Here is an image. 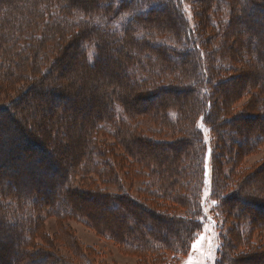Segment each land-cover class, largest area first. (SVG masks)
I'll return each instance as SVG.
<instances>
[{"label":"trees","instance_id":"1","mask_svg":"<svg viewBox=\"0 0 264 264\" xmlns=\"http://www.w3.org/2000/svg\"><path fill=\"white\" fill-rule=\"evenodd\" d=\"M186 3L0 0V131L6 126L18 142L2 153L0 135V264H76L51 244H35L48 218L83 222L142 260L169 263L190 253L210 201L221 239L217 264L264 263L257 198L264 165L239 164L264 146V35L253 30L264 33L263 21L254 22L264 0H196L197 24ZM85 96L98 113L80 116L85 124L71 144ZM245 96L257 108L252 116L254 107L234 110ZM142 118L163 122L170 138L160 137L161 127H134ZM219 148L230 158L223 167L235 173L211 169ZM123 157L133 171L126 179L141 184L137 194L121 180ZM241 247L250 255L236 256Z\"/></svg>","mask_w":264,"mask_h":264},{"label":"rangeland","instance_id":"2","mask_svg":"<svg viewBox=\"0 0 264 264\" xmlns=\"http://www.w3.org/2000/svg\"><path fill=\"white\" fill-rule=\"evenodd\" d=\"M185 8H186V13H187V16L189 17V20H191L192 24H195V22L197 24L198 20L193 18V15L195 17V14H198V12H199L196 0H187ZM166 12H167V10L165 11V13ZM255 18L256 19L254 20V22L260 23L263 21V23H264V11L261 12V14H258V16H256ZM253 30L255 31L256 35H258L257 39H261V37L264 35V33H260L256 27ZM262 40H264V36H263ZM92 50H93V52H92ZM223 51H224V53L221 52L220 57L222 59V62L225 63V61H226L225 57L228 56L229 54H225V53H228L227 50L226 51L223 50ZM95 53H96L95 47L89 45L90 58L95 56ZM73 57H74V59L70 60L68 66H67V68H69L70 70L71 69L73 70V68L78 64L76 56L73 55L72 58ZM263 57H264V55H263ZM112 59H115V58H112ZM67 68H65L64 70H69ZM250 75H252V73ZM66 78H67L66 76L65 77L63 76V80L64 79L66 80ZM70 78H72V77H70ZM243 83H246L245 86L247 87L251 83L253 84L254 81L250 80V79H248V80L244 79ZM237 86H238V84H236V86H234V87H237ZM80 94H82V93H80ZM85 98H86L87 102L85 104L83 102V106L79 108V111H78L79 114L77 115L79 117V118H77V125L75 127L71 128V131L69 133V135L71 134V136H70L71 144H74L75 142L78 143V138H79L78 134L82 131L83 124H85L84 123L85 121L82 120L80 118V116L85 118L86 116L87 117L88 116H94V115H96V113H98V110L95 109V107L93 108L92 102L90 100H88V98L86 96H85ZM251 101H252L251 97H248V96L243 97L241 99V101H239L237 103V106H236V108H234V110L235 111L237 110V112H239L240 110L247 111V109H252V107H254L252 112L247 113V115L252 116L251 114H253V112H257L256 111L257 108L255 106H253V101H252V103H251ZM89 105H91L90 110L88 109ZM68 106H72L71 101L68 102ZM231 110H232V107H230L228 109V112H231ZM118 114L120 117L125 119L124 110L123 111L118 110ZM135 123L136 124L133 125L134 127H137V128L143 129V130L148 129L151 132H154V131L158 132V130H160L159 127H161L162 133H161L160 137L163 139L170 138L169 130L164 131L163 122H161V121H159L157 123V122L153 121L152 119L142 118V119L137 120ZM260 124H261V122H259V121L257 123H254V125L256 127H257V125H260ZM9 125H11V123ZM6 128L7 127L4 126L0 131V135H4V137L2 136L3 145H4V146H1L2 153H4L3 151L5 149H7V146H8L7 144L15 145V143H18V142H14L15 138L10 135L11 129H7V131L9 132V135L11 137L5 135V134H7V132L6 133L4 132V130H6ZM109 130L112 133H115L118 130V128H117V126L111 125V127H109ZM205 131H206L207 136H209L208 130L206 129ZM128 137L129 138L131 137L130 134ZM207 139L209 140V138H207ZM66 150L68 151L67 153H71V148H69V146H66ZM222 150L223 149H221V152H220V148H219V151H217V150L215 151V154L221 153V156H219V157L217 156L215 158V161L217 162V167H216L217 169L213 168L212 165H211V169L216 172V175H218V171H217L218 169L222 170V172H223V173L221 172L222 175H227V174L232 173V172L235 173V171H234L235 168L232 169L231 165H227L226 167H223V164H225V163L228 164V160H230V158H227L226 156H224V152H222ZM113 152H114V155L116 157L121 156L117 148H113ZM194 156H195V154H192L193 159H194ZM222 157H224V158H222ZM153 158H154V156H153ZM195 158H197V157L195 156ZM72 159L73 158H71L70 160H72ZM119 161L121 163H123V168L125 169V170L122 168L119 169V174L122 177L121 180L123 181V184L129 190L131 189L133 193L137 194L141 184L140 183H134L132 185L126 179V176L130 174V170H131L130 177L133 176L132 166L127 164L129 162V160L126 157L117 158V164L118 165H119V163H118ZM239 164H240V167H243L248 171L258 169L259 167H263V165H264V146H261L260 149L259 148L257 149L256 153L251 154V155L247 156L246 158L241 157ZM20 169L25 170L26 172H31V165L29 163H25V164L23 163V165L20 166ZM42 169L45 171L44 167ZM44 171H41L42 175H43ZM48 171L50 172V169ZM37 177H38V175L36 174L35 179H37ZM55 179L57 181L56 176H55ZM19 180L20 179H18V178L16 179V181H19ZM263 180H264V174H263ZM257 186L259 187V185H257ZM261 189L263 191V188H261ZM247 193L251 194L252 191H249ZM254 194H255V196L257 195V193H255V191H254ZM257 198L264 201V193L262 192L259 195H257ZM239 204H242V203L239 202ZM212 205H213V202L210 201L209 204L205 208V224L203 226V231L198 235L197 239L193 243L190 253L187 256L181 257L180 259H177V260H173L169 263H163V261H161V262L155 263V264H217L218 253H219L220 248H221V239H220V231L218 229V224L211 218V207H212ZM245 209H248V207L245 206ZM95 211H97V213L98 212L103 213V210H101V208L98 210H95ZM115 214L118 215L120 213L117 212ZM262 217H264V213H263ZM40 231L41 232H39V235L34 239L35 244L43 245V246L51 244L50 245L51 249L55 250L56 252H58L59 254L64 256L65 258H67L71 261H74L76 264H89L90 262L93 264H152L151 262H148L147 260H142L140 257H138L136 255L137 253H135L136 251L129 250L125 247H121L120 245L115 244L114 242H112L111 240H108L107 238L100 237L98 234L93 232L91 230V228L86 226V224H84L83 222H78V221H73V220L63 222V221H59L55 218H48V219H46V221H44ZM234 234H237V232L235 231L233 233V235ZM45 239L50 240V242L49 243L46 242L44 244ZM254 243L255 244L259 243V239L257 238L254 241ZM243 244L244 243H242L241 245H243ZM263 244H264V241H263ZM77 245L79 246V248L81 249V252H82L81 256H79V254H78V257L75 256V254H74V251L76 252V248H78V247H76ZM89 251L94 253V256L90 255ZM249 252H250L249 247H241L238 249V252H237L238 255H236V256H239V257L240 256H243V257L249 256L250 255ZM168 258L171 259V255H169ZM241 261L242 260H239L240 264H255L254 261H249L247 263L245 261H243V263H242ZM257 264H261V263L258 262ZM262 264H264V263H262Z\"/></svg>","mask_w":264,"mask_h":264}]
</instances>
